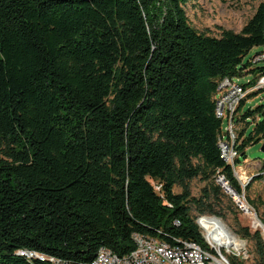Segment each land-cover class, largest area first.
I'll list each match as a JSON object with an SVG mask.
<instances>
[{"label": "trees", "instance_id": "16d2710c", "mask_svg": "<svg viewBox=\"0 0 264 264\" xmlns=\"http://www.w3.org/2000/svg\"><path fill=\"white\" fill-rule=\"evenodd\" d=\"M187 1L0 0V264H88L100 247L130 252L134 233L203 244L197 220L227 195L217 178L241 195L216 100L225 77L264 73L243 62L264 46V0L219 36L191 25ZM256 93L234 115L240 155L264 139V105L244 109ZM261 231L239 227L255 264Z\"/></svg>", "mask_w": 264, "mask_h": 264}, {"label": "rangeland", "instance_id": "374dc122", "mask_svg": "<svg viewBox=\"0 0 264 264\" xmlns=\"http://www.w3.org/2000/svg\"><path fill=\"white\" fill-rule=\"evenodd\" d=\"M259 2L260 0H188L184 5V8L193 27L198 30L207 29L209 34L213 36H219L221 29H229L234 32L240 31L242 26L253 14ZM260 50H262V46H254L251 48L243 57V62H246ZM261 65H263L262 62L256 64V66ZM253 77V73H247L241 77H235L234 80L239 83H245L250 81ZM259 104L264 105V90L259 91L250 98H247L244 103V109L248 107H254ZM225 126L226 121H223L222 127L225 128ZM250 129L251 126L248 127V131ZM261 145V139L257 142L249 144L244 149V155H240L239 157L240 164L246 168L247 173L246 182L243 183L244 186L243 184H240L243 189L241 197L245 198V202L249 207V211L246 212L240 209L241 202L238 199L235 201L228 193V190L224 189V192L227 195L222 197V202L216 207L219 214H206L205 216L215 217L221 220L229 233L236 238L237 242L241 243V245L235 249V252L236 256H240L244 260L245 264H255V248L253 240L243 237L239 232V227L247 226L252 232L256 229L261 231L260 228L253 227L252 219H256L255 216L258 217V215L264 216V203L260 202V200L264 202V172L261 171V161L264 158V153L260 150ZM256 175H262V177L252 180V178ZM248 180L250 181L248 182ZM248 183H250L249 189L244 190L245 185ZM204 184L205 183L201 182L198 178L192 179L190 181L191 195L198 197ZM174 191L179 192L180 188L175 187ZM249 200H252L254 204H252ZM237 204L240 206V208ZM192 214L195 215V212L192 211ZM199 218L197 222H199ZM204 231L207 232L205 229ZM200 232L202 234L201 229ZM261 234L264 239V226H262ZM221 250L225 252L226 255H233V252L230 251L229 247L225 245L223 249L221 248Z\"/></svg>", "mask_w": 264, "mask_h": 264}, {"label": "built area", "instance_id": "2783aa9c", "mask_svg": "<svg viewBox=\"0 0 264 264\" xmlns=\"http://www.w3.org/2000/svg\"><path fill=\"white\" fill-rule=\"evenodd\" d=\"M263 63L264 66V46L262 50L256 52L252 58V65ZM252 83L242 85L234 78L225 77L219 84V94L216 100V114L219 118L226 121L223 128V135L219 139V151L224 161L231 166L234 177L238 184L246 182V168L236 162L240 157L235 147L237 137V127L234 122V115L240 101L249 94L264 90V73H257L251 79ZM264 142V139H262ZM221 184L230 187V194L237 196L241 202V209L249 211L244 197H238L237 191L232 188L223 175H220ZM203 244L186 239H175V243H167L157 238L147 237L139 233L133 234L134 248L119 256L106 247H100L95 257L88 264H213V261H222L217 254V245L220 243L219 236L212 232H204L202 235ZM233 255L236 256L234 246H227ZM20 255L32 258L44 259L40 254L30 251H18ZM52 264H63L60 260L49 257Z\"/></svg>", "mask_w": 264, "mask_h": 264}, {"label": "bare ground", "instance_id": "6f19581e", "mask_svg": "<svg viewBox=\"0 0 264 264\" xmlns=\"http://www.w3.org/2000/svg\"><path fill=\"white\" fill-rule=\"evenodd\" d=\"M218 179H220V176L217 178V181L223 187V189H227L228 193L230 194V187H228L225 184H221V182ZM243 186H244V184H243ZM230 195L233 197V199L235 201H237L236 195H234V194H230ZM238 197H241V195L238 194ZM239 208H240V206H239ZM255 217L257 219V216H255ZM199 223L207 232H212L213 234H216L217 236H219L220 243L223 245H217V254H220L221 259H225V264H230L228 262L227 258L222 254L221 248L223 249L224 245L225 246L231 245V246H234L235 248H237L238 246L241 245V243L237 242L236 238L229 233V231L226 229V227L221 222V220H219L215 217L202 216L201 218H199ZM213 264H222V261H213Z\"/></svg>", "mask_w": 264, "mask_h": 264}, {"label": "water", "instance_id": "95a60500", "mask_svg": "<svg viewBox=\"0 0 264 264\" xmlns=\"http://www.w3.org/2000/svg\"><path fill=\"white\" fill-rule=\"evenodd\" d=\"M260 150L264 153V142H262V145L260 147ZM262 223V222H261ZM263 224V223H262ZM264 225V224H263Z\"/></svg>", "mask_w": 264, "mask_h": 264}]
</instances>
